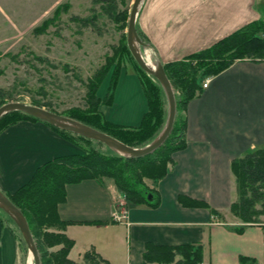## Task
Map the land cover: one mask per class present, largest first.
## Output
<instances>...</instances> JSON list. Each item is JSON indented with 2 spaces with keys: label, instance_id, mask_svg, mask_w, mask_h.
<instances>
[{
  "label": "crops",
  "instance_id": "0c3cea01",
  "mask_svg": "<svg viewBox=\"0 0 264 264\" xmlns=\"http://www.w3.org/2000/svg\"><path fill=\"white\" fill-rule=\"evenodd\" d=\"M261 16L260 0H144L137 29L154 60L183 59ZM104 92V89H102ZM147 99L133 71L121 73L104 117L119 125L138 126ZM185 147L173 154L168 173L154 187L158 207L127 205V216L113 222L115 203L123 198L111 178L86 179L66 186L58 212L64 220L100 221L68 225L75 241L69 258L78 261L94 248L110 264H140L147 242L159 245L199 243L202 264H238L240 256L264 263V229L230 212L236 199L230 164L234 158L264 146V61L236 60L209 79L200 96L187 104ZM79 149L42 122L20 121L0 132V190L12 193L36 168ZM179 195L205 201L207 208L185 207ZM127 203V200H126ZM232 219V220H228ZM124 230V231H123ZM89 233L78 245V234ZM27 261V259H26ZM0 264H26L16 229L0 212Z\"/></svg>",
  "mask_w": 264,
  "mask_h": 264
},
{
  "label": "trees",
  "instance_id": "16d2710c",
  "mask_svg": "<svg viewBox=\"0 0 264 264\" xmlns=\"http://www.w3.org/2000/svg\"><path fill=\"white\" fill-rule=\"evenodd\" d=\"M104 2L103 12L124 30L127 27L129 8L119 9L117 0H104ZM260 8L261 16L258 19L183 59L163 64L174 89L175 120L165 142L142 157L131 158L119 155L101 142L59 129L21 111H11L0 118V132L24 120L42 122L81 149V152L58 156L39 165L24 185L12 193H5L26 217L38 248L41 264H110L94 248L83 253L82 262L69 258V252L75 241L64 233L65 228L72 224H100V221H74L61 218L58 206L66 199V186L86 179L99 180L108 177L114 181L128 203L156 207L159 203L156 191L146 183V180L157 184L168 173V166L173 163V154L185 147L187 104L201 95L204 79L218 75L236 60L264 61V4ZM74 19L84 26L94 24L92 18ZM124 58L133 62V72L139 78L148 106L140 124L133 127L115 124L107 120L100 111L101 105L113 104ZM112 66L114 67L111 77L106 80ZM153 78L134 60L126 43V35L123 34L120 46L113 57L109 58L108 62L88 80L86 106L81 109L73 108L62 115L105 132L129 146L144 147L162 130L167 117V100L164 91ZM4 94L5 92L0 89V105L7 102L8 97ZM31 104L41 107L46 105L37 100H32ZM95 143L104 145L106 151L98 149ZM230 168L236 194V199L230 205V212L239 220V225L236 227L234 225V229L240 232L248 224H259L264 229V146L234 158ZM149 194L151 199H148ZM178 201L185 207L207 208L211 215L221 218L219 212L205 201L186 195H179ZM0 212L16 229L12 219L1 209ZM20 238L24 242L21 234ZM55 247L58 248L54 250ZM21 248L26 262L28 255L26 244L24 246L21 244ZM202 262L203 246L199 243L159 245L147 242L140 264H202ZM238 264L260 263L255 258L240 256Z\"/></svg>",
  "mask_w": 264,
  "mask_h": 264
},
{
  "label": "rangeland",
  "instance_id": "374dc122",
  "mask_svg": "<svg viewBox=\"0 0 264 264\" xmlns=\"http://www.w3.org/2000/svg\"><path fill=\"white\" fill-rule=\"evenodd\" d=\"M132 2L117 0V6L130 10ZM104 4V0H0V89L6 101L37 100L60 114L84 108L88 80L113 57L126 35V28L120 29L103 12ZM76 17H95L94 24L84 26ZM120 71H134L131 59L124 58ZM94 145L106 151L104 145ZM88 234H78V245Z\"/></svg>",
  "mask_w": 264,
  "mask_h": 264
},
{
  "label": "water",
  "instance_id": "95a60500",
  "mask_svg": "<svg viewBox=\"0 0 264 264\" xmlns=\"http://www.w3.org/2000/svg\"><path fill=\"white\" fill-rule=\"evenodd\" d=\"M143 2L144 0H133L132 2L127 20L126 43L132 57L140 66V68L158 81L164 91L167 100V117L165 125L158 133V135L148 145L144 147L129 146L114 138L113 136L102 132L92 126H89L81 121L53 112L44 107L33 105L23 101L11 100L0 105V118L8 112L21 111L39 120L45 121L59 129L66 130L81 135L85 138L101 142L119 155L131 158L142 157L153 152L156 148L161 146L169 136L173 127L176 115V101L174 89L166 75L161 61L154 60L153 63H150L144 57V50L148 46L140 38L136 28L137 15ZM148 199H151L150 194L148 195ZM0 209L12 219L26 244L28 250L27 264L30 256L32 257L33 264H41L38 248L30 231L26 217L1 190Z\"/></svg>",
  "mask_w": 264,
  "mask_h": 264
},
{
  "label": "built area",
  "instance_id": "2783aa9c",
  "mask_svg": "<svg viewBox=\"0 0 264 264\" xmlns=\"http://www.w3.org/2000/svg\"><path fill=\"white\" fill-rule=\"evenodd\" d=\"M208 82H209V79H205L204 82H203V87H207L208 85ZM112 220L113 221H116V222H121L123 221L126 216H127V211H126V208H125V200L124 198L118 200L115 205H114V209L112 211Z\"/></svg>",
  "mask_w": 264,
  "mask_h": 264
},
{
  "label": "bare ground",
  "instance_id": "6f19581e",
  "mask_svg": "<svg viewBox=\"0 0 264 264\" xmlns=\"http://www.w3.org/2000/svg\"><path fill=\"white\" fill-rule=\"evenodd\" d=\"M144 57L145 59H147L148 62L153 63L154 62V57L152 55V53L149 50H144ZM28 264H33V260L32 257H29V261Z\"/></svg>",
  "mask_w": 264,
  "mask_h": 264
}]
</instances>
